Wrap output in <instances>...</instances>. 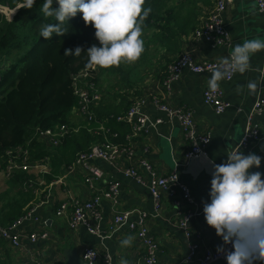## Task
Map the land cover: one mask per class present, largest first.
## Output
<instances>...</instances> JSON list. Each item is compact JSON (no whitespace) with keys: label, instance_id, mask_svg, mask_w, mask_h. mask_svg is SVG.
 Instances as JSON below:
<instances>
[{"label":"crops","instance_id":"0c3cea01","mask_svg":"<svg viewBox=\"0 0 264 264\" xmlns=\"http://www.w3.org/2000/svg\"><path fill=\"white\" fill-rule=\"evenodd\" d=\"M177 0L176 3H178ZM185 1V0H184ZM214 0H211V4ZM183 2V1H182ZM210 4V5H211ZM210 5H203L201 0L186 3L182 8V14L186 16L182 24L168 23L166 46L160 44L157 48H151L144 59H137L129 75L130 87L119 82L114 91L108 89L103 83L102 76L98 81L100 89L101 105L104 107L115 106L123 99L132 101L139 96L150 98L152 94L163 97L164 101L173 106H185L192 112L196 129L200 133H208L210 141L204 148L205 155L191 162L188 166L178 167L176 164L183 160L187 148V141L183 131L176 120L163 121L152 128L145 136H139L134 140L136 155L146 158L153 166L154 171L160 175H166L171 170H176L178 179L184 183L193 196L199 213L187 223V228L194 232H201L202 243L216 250V245L221 243L214 228L207 225L202 212V201L208 200V190L213 163H221L226 159V152L238 147L240 139L248 124H256L259 133L264 138V114L254 116L248 121L250 111L255 99L264 93V72L262 65L261 50L250 56V67L245 73H234L229 80L222 79L218 85L223 89L224 99L229 106L220 113H215L211 107L204 104L202 90L208 85L212 74H197L184 69L175 82L172 83L169 93H165L161 87V81L165 76L169 65L182 52H188L196 60H219L225 58L232 51L234 45L249 39L263 38L264 17L257 12L253 0H227L221 17L225 29L229 33L230 45L211 46L203 39L193 36L190 21L196 18L197 25L204 18ZM198 6L200 9L197 10ZM155 30L152 34L155 35ZM152 55L150 62L157 63V71L153 76H145L139 67L145 64L148 56ZM97 73V72H96ZM95 73V75H97ZM257 81L258 87L255 93L249 94L246 84L248 81ZM237 85L242 90L236 91ZM142 112L152 118L163 116L157 111L152 102L147 101L142 106ZM69 120L75 125L83 120L74 109L69 114ZM77 128V127H76ZM147 145V152L143 147ZM245 154L253 152L262 158L264 151L263 139L250 142L246 147H239ZM91 164L99 167L103 174L97 180L96 187H105L110 181H119V194L116 201L103 198L100 202L102 218L100 228L104 231L102 236L88 232L83 226L70 228L67 224L66 215H56L55 209L58 204L70 197L86 199L90 190L83 182L84 170L76 167L70 172L63 171L56 176L45 188V199L36 208L37 220L29 219L21 225L20 245L12 247L0 238V264H35V260L45 262L59 261L68 264L64 252L72 250L81 257L84 246H91L101 253L107 252L111 257V264H120L124 259L128 263L141 259L144 249L135 232L126 224L114 226L113 214L115 210L131 211L130 218L135 219L137 210L148 214V233L158 242V257L165 264L178 263L187 252L183 230L178 225L177 211L185 209L186 203L181 200L177 207L172 201L164 196L157 214L153 209L151 194L147 187L137 182L133 177L126 176L121 169L125 166L122 158L114 162L101 159H93ZM264 173V160L261 159L259 169L253 167L250 171ZM138 173L146 177L143 169L138 168ZM262 175L261 178H263ZM58 179H60L58 181ZM6 178L0 169V193L6 190ZM30 232H46L45 238L37 237L34 241L25 235ZM134 239L130 246L123 247L120 240L125 236ZM94 264H102L95 262ZM211 264H226L225 260H218Z\"/></svg>","mask_w":264,"mask_h":264},{"label":"built area","instance_id":"2783aa9c","mask_svg":"<svg viewBox=\"0 0 264 264\" xmlns=\"http://www.w3.org/2000/svg\"><path fill=\"white\" fill-rule=\"evenodd\" d=\"M227 0H214L210 5L204 18L199 22L193 31V36L198 39L207 41L211 46L230 45L229 33L225 29L221 13L225 7ZM256 10L264 17V0H253ZM3 9V7H1ZM3 12L2 10H0ZM11 11V10H9ZM10 17V16H9ZM262 41H264V33ZM231 53V52H230ZM230 53L226 57H229ZM262 53V65L264 68V49ZM225 57V58H226ZM219 60H196L188 52L180 53L175 60L169 65L168 70L161 81V87L165 93H169L171 85L179 79L182 71L188 69L197 74H212L217 67ZM95 67L91 69H82L72 76L73 92L76 96V112L84 122L90 123L97 121L93 111V105L97 104L100 99V89L93 80L95 77ZM234 72L228 71L225 80L232 78ZM202 100L204 104L213 109L215 113H220L229 106V102L224 99L223 89L218 85L215 90L206 85L202 90ZM147 101L152 102L155 109L163 114L162 116L150 117L142 112V106ZM264 114V93L258 96L251 108L248 121L254 116ZM118 123H124L128 129L119 140V132L109 125L99 121L98 126L94 128L95 134H101L103 140L93 142L89 149L77 153L74 160L64 166L65 172H70L76 167L84 170L82 179L90 194L86 199L70 197L61 201L55 209L56 215H66L67 224L70 228L83 226L88 232L102 236L104 231L100 228L102 211L100 202L103 198L111 200L113 203L119 194V181H110L105 187L97 188L96 182L102 176L103 171L90 163L93 159H101L108 162H114L119 158L125 161V166L121 171L124 175L133 177L137 182L147 187L152 198L153 209L157 214L161 200L164 196L168 197L177 207L181 200L186 203L185 209H179L178 225L183 230L186 241L187 252L183 258L176 264H211L218 260H225L222 254H218L216 250L209 248L202 243L201 232H194L187 228L189 220L199 213L197 204L190 193L188 187L182 183L177 176L176 170H171L166 175L157 174L152 164L144 157L136 155L134 140L139 136L147 135L152 128L161 123L164 119L176 120L183 131V135L188 143L183 155V160L178 162V167L188 166L191 162L205 155L204 148L210 141L208 133H200L196 129V125L192 116V112L185 106L169 105L163 97L154 95L150 98L139 96L132 100L129 107L122 113L111 116ZM76 127L70 124L62 123L53 127L40 129L36 128L34 134L29 139H38L45 141L52 147L58 146L59 143L71 132L76 131ZM264 138L260 135L256 124H248L238 147H246L250 142L258 141ZM143 152H147L148 146L143 147ZM6 165L3 170L4 177L8 179L12 172L16 169L45 173L48 170L47 160L45 156L41 159H30L28 146H14L6 150ZM264 160V151L262 153ZM141 168L146 173V177H142L138 173ZM264 179V177L262 178ZM60 179H58L59 181ZM41 182V181H40ZM41 201L26 208L24 212L13 222L6 226H0V238L6 241L10 246L20 245L21 225L29 220H37L35 215L36 208ZM131 211L115 210L113 214L114 226L126 224L130 230H133L143 246L144 253L140 260L129 262L128 264H165L158 257V242L148 233L147 217L145 211L137 210L135 219L130 218ZM29 240L34 241L37 237L45 238L46 232H30L25 235ZM230 247V246H229ZM81 258L89 264L101 262L102 264H111V257L107 252L101 253L91 246H84L81 251ZM35 264H64L59 261L45 262L35 260Z\"/></svg>","mask_w":264,"mask_h":264},{"label":"trees","instance_id":"16d2710c","mask_svg":"<svg viewBox=\"0 0 264 264\" xmlns=\"http://www.w3.org/2000/svg\"><path fill=\"white\" fill-rule=\"evenodd\" d=\"M195 1L145 0L144 7L150 8V12L142 23L144 51L140 59L146 58L151 48L160 44L166 46L171 37L167 31L169 21L181 25L186 16L181 9L186 3L195 4ZM201 1L204 6L211 4V0ZM20 2L0 0V7L13 10ZM41 3L42 0H36L31 9L18 8L11 17L0 11V169H5L6 150L14 146H28L30 159L44 161L43 157H48L45 173L16 169L6 180L7 188L0 193V226L10 224L26 208L44 200L46 186L64 166L70 164L77 153L88 150L93 142L103 140L101 134L90 131L99 121L117 130L119 140L128 129L126 124L111 117L124 112L132 103L123 99L115 106L104 107L100 98L93 105L97 121H82L78 125L70 122L69 114L76 106L72 76L82 69L90 70L92 65L86 63L84 52L80 56H65L64 50L78 45L86 49L98 41L91 24L85 25L79 12L65 22L68 30L63 35L53 33L49 39L39 36L42 24L55 23L53 17L43 16ZM196 18L190 21L192 30L197 26ZM120 65L94 66L97 75L93 80L98 84L101 76H115L121 84L130 87L133 65L128 64L127 70H122ZM62 123L77 129L58 146L52 147L35 138L29 141L36 128L45 129Z\"/></svg>","mask_w":264,"mask_h":264},{"label":"clouds","instance_id":"9594fccd","mask_svg":"<svg viewBox=\"0 0 264 264\" xmlns=\"http://www.w3.org/2000/svg\"><path fill=\"white\" fill-rule=\"evenodd\" d=\"M36 0H21L18 8L31 9ZM55 3V7L53 4ZM145 0H42L40 11L44 17H53L55 23H45L39 36L49 39L67 32L65 22L79 12L85 25L91 24L98 41L86 49L81 46L66 48L63 55H86L89 65L108 68L121 61H136L144 51L142 23L150 8ZM264 49V41L249 39L233 46L229 57L221 58L208 80L215 90L218 82L230 70L245 73L250 67V56ZM264 78V72L261 73ZM257 81H248L249 94L255 93ZM242 86L237 85L239 93ZM261 156L245 154L239 147L226 152V159L212 164L208 200L202 201V212L207 225L214 228L221 243L216 252L224 256L226 264H264V179L259 169ZM132 236L120 240L123 247L130 246ZM230 246V247H229ZM120 264H128L124 259Z\"/></svg>","mask_w":264,"mask_h":264},{"label":"rangeland","instance_id":"374dc122","mask_svg":"<svg viewBox=\"0 0 264 264\" xmlns=\"http://www.w3.org/2000/svg\"><path fill=\"white\" fill-rule=\"evenodd\" d=\"M0 10L3 11V13H5L8 17L11 15V13L13 12L12 10L9 11L8 9H2L0 7ZM7 11V12H6ZM152 60V55L148 56L146 62L144 65H142L141 67H139V69L141 70L140 72L143 73L145 76H153V74L157 71V63L156 62H150ZM137 63L136 61L133 62H127V61H121V69L122 70H127L128 69V64L130 65V67L133 65L135 66V64ZM103 78L100 79L103 81V83L106 84V87L108 88L109 85H111V87L108 89L109 91H114V89L117 87V84L119 83V80L117 79V77L115 76H102Z\"/></svg>","mask_w":264,"mask_h":264},{"label":"water","instance_id":"95a60500","mask_svg":"<svg viewBox=\"0 0 264 264\" xmlns=\"http://www.w3.org/2000/svg\"><path fill=\"white\" fill-rule=\"evenodd\" d=\"M12 11L13 12L11 13V15L15 13L16 8H14ZM64 254L66 256V261L68 264H89L86 260L77 256L72 250H66Z\"/></svg>","mask_w":264,"mask_h":264},{"label":"bare ground","instance_id":"6f19581e","mask_svg":"<svg viewBox=\"0 0 264 264\" xmlns=\"http://www.w3.org/2000/svg\"><path fill=\"white\" fill-rule=\"evenodd\" d=\"M5 9V8H4ZM7 9V8H6ZM7 12V11H6Z\"/></svg>","mask_w":264,"mask_h":264}]
</instances>
